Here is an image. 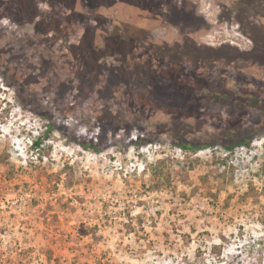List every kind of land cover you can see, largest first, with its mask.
Here are the masks:
<instances>
[{"label":"rangeland","instance_id":"rangeland-1","mask_svg":"<svg viewBox=\"0 0 264 264\" xmlns=\"http://www.w3.org/2000/svg\"><path fill=\"white\" fill-rule=\"evenodd\" d=\"M253 101L264 0H0V264H264Z\"/></svg>","mask_w":264,"mask_h":264},{"label":"trees","instance_id":"trees-1","mask_svg":"<svg viewBox=\"0 0 264 264\" xmlns=\"http://www.w3.org/2000/svg\"><path fill=\"white\" fill-rule=\"evenodd\" d=\"M174 80H172L171 82L170 81H168V80H164V81H162L163 82V84H162V86H165V87H167V89H168V91H170V98L171 97H173V98H177L178 100H180L181 99V97H182V91H179V90H177L176 89V83L175 82H173ZM161 86V87H162ZM144 87V88H143ZM142 88H143V90L144 91H146L147 89H153V92H155L156 94H153L154 95V97H159V98H161L160 96H161V88L159 89L158 87H157V85H152V86H150L147 82L145 83V85L144 86H142ZM210 92L209 91H206V94H209ZM209 96L212 98H210V100H208V103L206 104V108L208 109V110H210V111H216V110H218L220 107L222 108V109H226V108H228V105L225 103L226 102V100L225 101H222V98L224 97V95L223 94H217V98L218 99H216L215 97H214V95L213 94H209ZM177 99H175V100H173L172 102L174 103V104H179L178 103V100ZM226 105H227V107H226ZM240 107V108H243V109H245V110H247L248 112H253V113H255V114H264V107L263 106H260L258 103H256V101H253V102H251V103H243V105L242 104H238L237 105V107ZM229 107H230V105H229ZM230 108H232V106L230 107ZM144 142H146L145 140H142V139H140V141L139 142H137V144L138 143H144ZM34 146L35 147H37L38 145H39V140H36L34 143ZM248 145H250V142L249 143H247ZM130 145V144H129ZM210 145H212V142L211 141H204V142H198V143H183L182 145H181V147H183L184 149H192V150H200V149H204V148H207L208 146H210ZM85 149H87V150H99V148L97 147V148H95V146L94 145H87V144H83L82 145ZM224 146H226L227 148H229V149H233V146L232 145H230V144H228V143H225L224 144Z\"/></svg>","mask_w":264,"mask_h":264}]
</instances>
